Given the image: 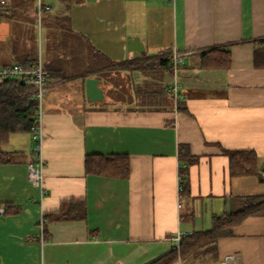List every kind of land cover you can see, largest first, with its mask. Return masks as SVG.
Returning a JSON list of instances; mask_svg holds the SVG:
<instances>
[{"label":"crops","instance_id":"0c3cea01","mask_svg":"<svg viewBox=\"0 0 264 264\" xmlns=\"http://www.w3.org/2000/svg\"><path fill=\"white\" fill-rule=\"evenodd\" d=\"M43 2L51 9L38 40V0L0 5V66L24 62L36 48L43 55L45 39L52 46L44 63L61 71L48 81L40 117L45 194L28 176L34 134L13 133L4 146L11 160L0 162V264H148L176 249L179 233L210 228L233 197L264 195V65L255 63L264 49V0ZM215 47L229 62L204 67L202 52ZM164 51L180 61L162 104L112 105L102 79H61L91 55L119 63ZM89 78L98 80L96 100ZM175 80L185 109L171 95ZM180 144L198 159L182 160ZM226 149L256 151L258 173L232 176ZM93 153L128 154L129 175L87 173ZM228 255L233 264H264V215L243 219L215 251L172 264H223Z\"/></svg>","mask_w":264,"mask_h":264},{"label":"trees","instance_id":"16d2710c","mask_svg":"<svg viewBox=\"0 0 264 264\" xmlns=\"http://www.w3.org/2000/svg\"><path fill=\"white\" fill-rule=\"evenodd\" d=\"M81 38V37H80ZM264 42V38L260 40ZM94 50V49H93ZM167 51L155 56L144 55L138 59L123 62H113L108 59L106 64L125 69H138V66L149 67L151 62L165 65L168 72L173 74L174 67L170 65L168 58L163 55ZM95 55V54H94ZM96 56V55H95ZM94 56V58H95ZM38 59L37 48L35 54L31 52L28 58L22 62L34 64ZM55 62L63 64L61 57L53 58ZM61 60V61H59ZM52 60V62H54ZM229 62L227 53H222L219 47L210 51L202 52V64L204 67L216 68L225 66ZM255 63L257 66L264 65V49H259L255 53ZM48 71V80L60 76V68L44 63ZM94 69V68H93ZM91 73V70H90ZM89 73V74H90ZM88 74V75H89ZM82 77L88 76L87 73L79 74ZM62 77L61 79H64ZM66 79V78H65ZM36 92L35 84L24 81L22 78H8L0 76V162L10 161L9 154L4 150L10 136L16 132H31L33 127L39 124L38 101L34 98ZM168 91L165 89V93ZM157 93V92H156ZM173 96V94H172ZM178 108L185 109L181 100L178 101ZM229 156V171L232 176L257 174L258 154L252 149L245 150H224ZM179 157L185 159L187 163H192L198 159L188 150V145H179ZM87 173L108 175L115 177H127L130 172V159L126 153L88 154L85 160ZM187 167L180 168V193L186 195L189 191V181ZM234 201L230 211L214 215L212 226L208 229L193 231L186 234L180 240L179 248L172 249L166 254L158 257L148 264H172L177 259H187L198 254L213 252L217 247V240L223 236L233 234L234 226L243 219L251 215H264V195H245L241 198L233 197ZM70 217L69 215H65ZM64 216H60V218ZM47 219V216H45Z\"/></svg>","mask_w":264,"mask_h":264},{"label":"rangeland","instance_id":"374dc122","mask_svg":"<svg viewBox=\"0 0 264 264\" xmlns=\"http://www.w3.org/2000/svg\"><path fill=\"white\" fill-rule=\"evenodd\" d=\"M36 32L38 40L40 34L43 36V23L42 20L38 18L36 20ZM37 45L39 46V41H37ZM51 46L52 43H46L44 39L43 60L49 55V50L47 48ZM62 46L63 43H57L53 45L52 49L54 52L59 53L62 51ZM79 64V66H75L74 69H72L73 73L64 75V77L66 79H74L76 77H81L79 74L87 73L88 75L91 70L88 77L94 76L103 80V86L107 96L105 101L109 104L142 107L154 106L168 101L165 89L167 90L166 86L168 82H170V73L165 65L151 62L149 67L140 65L136 70H128L123 67L117 68L110 64H106L105 61L94 58L93 55L85 60L81 59ZM53 79L54 77L49 80ZM49 80H47V87H49Z\"/></svg>","mask_w":264,"mask_h":264},{"label":"built area","instance_id":"2783aa9c","mask_svg":"<svg viewBox=\"0 0 264 264\" xmlns=\"http://www.w3.org/2000/svg\"><path fill=\"white\" fill-rule=\"evenodd\" d=\"M8 0H0V5L7 4ZM51 9L50 4H46L43 0H38L37 4V18L42 20L44 12ZM170 65L177 67L178 62L180 61V55L172 54L168 57ZM0 76L8 77V78H22L24 81L35 84L36 92L34 94V98L38 101V117L39 124L32 129V133L34 134L35 146V160L28 164V176L30 180L41 189V196L45 194L46 189L44 188V168H45V160L42 155V142H43V134L40 128V117L43 112V98L47 92V80H48V71L45 68L43 55L41 52V48L39 49L38 59L34 64H24L21 62H15L10 65L0 66ZM171 92L173 94V98L176 102H178L182 98V84L180 81L175 80L171 86ZM181 188V187H180ZM182 206V201L179 199L178 207ZM4 209H0V213H3ZM186 233H179L176 237L177 239V247L179 248L180 240ZM235 260L234 255H228L223 264H233Z\"/></svg>","mask_w":264,"mask_h":264},{"label":"water","instance_id":"95a60500","mask_svg":"<svg viewBox=\"0 0 264 264\" xmlns=\"http://www.w3.org/2000/svg\"><path fill=\"white\" fill-rule=\"evenodd\" d=\"M97 81L95 78H89L86 82L87 94L92 100L100 98L101 90L97 85Z\"/></svg>","mask_w":264,"mask_h":264}]
</instances>
